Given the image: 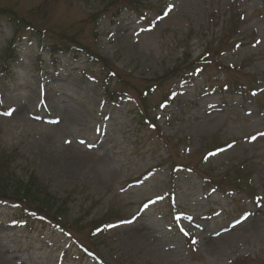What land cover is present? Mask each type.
<instances>
[{
	"label": "rangeland",
	"instance_id": "1",
	"mask_svg": "<svg viewBox=\"0 0 264 264\" xmlns=\"http://www.w3.org/2000/svg\"><path fill=\"white\" fill-rule=\"evenodd\" d=\"M141 1L0 0V264H264V0Z\"/></svg>",
	"mask_w": 264,
	"mask_h": 264
},
{
	"label": "trees",
	"instance_id": "2",
	"mask_svg": "<svg viewBox=\"0 0 264 264\" xmlns=\"http://www.w3.org/2000/svg\"><path fill=\"white\" fill-rule=\"evenodd\" d=\"M46 1H52V0H46ZM110 4L109 6H116L119 3L124 4L127 0H109ZM129 5L131 7H134L136 12H139V7H142V1L141 0H128ZM120 11L118 12V14ZM107 64V63H104ZM8 66V65H7ZM7 66H4V69H8ZM37 180L35 178L29 179L27 182H21V183H10L9 180L2 179L0 180V199H6V200H15L17 202L25 203L27 204L29 199H32V195L34 193H41V189L36 188ZM40 188V187H39ZM37 194L36 196H38ZM35 200L32 199V202ZM43 203V200L38 199V204L41 205Z\"/></svg>",
	"mask_w": 264,
	"mask_h": 264
}]
</instances>
